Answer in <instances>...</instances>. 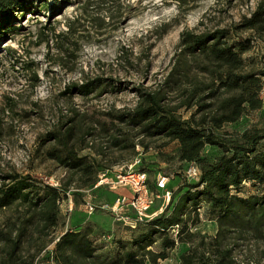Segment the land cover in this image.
I'll list each match as a JSON object with an SVG mask.
<instances>
[{
  "label": "trees",
  "instance_id": "16d2710c",
  "mask_svg": "<svg viewBox=\"0 0 264 264\" xmlns=\"http://www.w3.org/2000/svg\"><path fill=\"white\" fill-rule=\"evenodd\" d=\"M53 2L0 0V40L19 31L17 22L26 13L61 4L60 0ZM67 26L57 45L63 65L66 63L61 61L74 54L68 42L75 31L74 21ZM241 31H252L264 43V0H258L252 12L232 27L200 33L183 31L179 57L162 87L147 89L138 83L134 87L139 97L137 104L100 123L105 133L112 130V122L114 125L117 120L136 129L134 138L176 141V157L184 163V169L189 162L199 166L197 180H188L183 171L176 187H169L168 181L171 196L162 211L140 222L129 240L115 243L108 252L97 253L93 227L81 222L66 228L60 212V204L67 200L68 193L75 199L83 197L82 189H92L102 170L97 159L80 155L75 146L79 124L76 113L47 131L39 146L50 143L45 154L72 173L69 180L51 185L29 173H0V214L4 216L0 220V264H37L43 253L54 264H159L158 259L166 258L179 243L188 245L179 255V264H264L238 257L240 242L264 238V126L245 129L233 138L217 132L251 110H259L264 122V51L263 64L249 67L244 53L252 48L253 37H239ZM192 60L202 62L208 78L193 84L191 89L184 88L177 103L170 105L167 93L182 88ZM67 68L72 71L75 66ZM113 82L86 77L68 84L62 94L88 96L97 89L114 88ZM191 108L187 117L180 112ZM91 129L82 135L91 134ZM122 130L111 135L112 146L121 150L134 148V140L129 141ZM209 148L215 149L214 153H207ZM138 168L146 170L142 160ZM248 182L257 190L244 195L243 185ZM73 184L75 189H70ZM148 184L156 189L149 175ZM201 209L217 224L214 236L194 229L200 222ZM59 227L62 229L57 232ZM157 242L159 251L149 248ZM49 245L51 249H46Z\"/></svg>",
  "mask_w": 264,
  "mask_h": 264
},
{
  "label": "rangeland",
  "instance_id": "374dc122",
  "mask_svg": "<svg viewBox=\"0 0 264 264\" xmlns=\"http://www.w3.org/2000/svg\"><path fill=\"white\" fill-rule=\"evenodd\" d=\"M60 2L56 8L26 13L17 22L19 31L0 40V173H29L33 178L51 185H60L69 180L72 173L45 154L50 143L39 146L47 131L78 113L75 146L80 155L97 159L102 168L98 176L106 171L109 177H114L118 168L122 166L127 169L140 155L151 183L161 172L169 177V187H176L182 180L179 175L184 171V163L176 157V141L161 137L134 138L136 129L117 120H114V125L112 122V130L105 133L100 129V123L137 104L139 97L134 87L138 83L147 89L162 87L179 57L183 31L200 33L232 27L252 12L258 0ZM51 3L54 4L53 0H50ZM71 21L75 23L76 32L70 35L68 42L74 54L65 62L61 61L66 63L63 65L59 62L62 52L57 45L68 29L67 23ZM238 35L253 37L252 48L244 53V58L249 62V67L252 64L260 67L264 51L262 39L252 31H241ZM74 40H78L77 44L73 43ZM201 65V61H191L182 88L170 90L167 103L176 104L184 88L191 89L193 84L208 78ZM69 66H75V69L71 71L67 68ZM86 77H99L108 83L114 81V88L97 89L88 96L62 94L68 84L81 82ZM261 95L264 99V92ZM191 111L193 108L180 110L185 117ZM263 126L259 110H251L237 121L224 124L217 132L226 138H233L245 129ZM89 127H93L91 134L82 135ZM121 128V134L130 138L129 141L134 140V148L121 150L112 146L111 135L119 134L117 129ZM214 151L209 148L207 153ZM125 189L120 187L112 191L104 186H94L92 189H82L81 198L68 195L67 201L60 204L66 228L80 222L91 225L97 253L108 252L115 243L129 240L135 229L116 221L108 211L98 209L90 215L86 204L88 201L97 204L106 202ZM256 190L252 182L245 183L242 189L244 195ZM165 204L167 201L158 199L154 209L164 208ZM199 213L200 222L195 231L208 237L214 236L216 222L205 216L204 209ZM3 217L0 214V220ZM61 229L59 227L56 231L60 232ZM240 243L239 258L264 263V238ZM48 248L51 249V246ZM149 248L160 250L158 242ZM186 248L188 245L176 244L166 258L158 259V263L179 264V255ZM44 254L38 257L37 264H54L49 263L51 259L48 260Z\"/></svg>",
  "mask_w": 264,
  "mask_h": 264
},
{
  "label": "built area",
  "instance_id": "2783aa9c",
  "mask_svg": "<svg viewBox=\"0 0 264 264\" xmlns=\"http://www.w3.org/2000/svg\"><path fill=\"white\" fill-rule=\"evenodd\" d=\"M140 163L141 156L137 155L127 169L122 166L118 168L114 177H109L108 172L102 171L103 173L94 183L95 187L104 186L112 191L124 187L128 189L129 193H118L113 200H107L100 204L92 201L86 202L90 215L99 208L110 212L116 221L134 229L140 222L149 220L162 211L163 207L154 209V206L158 199L169 201L171 196V190L168 188L169 177L161 172L157 173L156 189L153 190L149 187L146 170L138 168ZM184 175L188 180H197L200 176L199 166L195 162L187 163ZM176 232L177 227L173 228V233Z\"/></svg>",
  "mask_w": 264,
  "mask_h": 264
},
{
  "label": "crops",
  "instance_id": "0c3cea01",
  "mask_svg": "<svg viewBox=\"0 0 264 264\" xmlns=\"http://www.w3.org/2000/svg\"><path fill=\"white\" fill-rule=\"evenodd\" d=\"M176 182H178V181H176ZM124 191V190H123ZM124 193H129V191L127 190V189H125V191H124ZM116 196V195H115ZM115 196L112 198V199H110V200H113L114 198H115ZM81 223V222H80ZM78 228H80V225L78 226Z\"/></svg>",
  "mask_w": 264,
  "mask_h": 264
}]
</instances>
